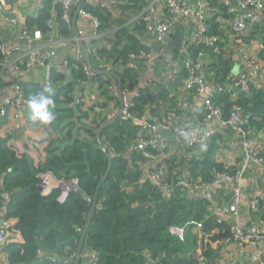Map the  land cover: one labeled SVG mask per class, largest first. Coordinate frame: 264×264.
Here are the masks:
<instances>
[{
  "label": "trees",
  "instance_id": "1",
  "mask_svg": "<svg viewBox=\"0 0 264 264\" xmlns=\"http://www.w3.org/2000/svg\"><path fill=\"white\" fill-rule=\"evenodd\" d=\"M138 1L143 2L136 0L135 3ZM216 1L218 0H213L212 5ZM82 9L99 17L103 30L107 19L106 9L84 6ZM222 10L226 12V9ZM49 22L57 26L61 39L73 37L72 25L63 20L62 7L52 6L51 2H46L35 16H29L26 26L38 29L48 37ZM210 29L212 34L222 36L214 24ZM256 34L262 39L260 58L264 62V27L251 35ZM114 48L111 50L112 56L116 57L113 63L121 61L125 64L132 54L142 51L136 44L132 47ZM199 50L200 48L192 49V53ZM207 50L215 55L214 48ZM89 55L92 62L93 56L90 52ZM69 63L71 79H67L56 69L52 71V84L55 88H51V95L54 104H74L75 111L66 107L65 111L70 115L60 116L55 119L56 123H51L54 132L59 133L61 137L49 143L42 160L35 164L28 152L19 153L12 143V137L4 132V129H0V211L6 196L9 199L6 205V221L14 241L7 248L12 264H74L76 250L96 190L108 168V158L96 139V131L106 118L99 116L97 121L92 123L96 129L88 126L87 130L81 131L76 124L79 120L88 118V114L82 112L84 96L77 97L73 91L80 82L88 83L91 78L92 82L100 80L103 86L110 82L103 81L104 76L92 71L87 75L88 67L84 59L70 57ZM211 67L215 70L217 83L229 79L233 71L232 63L226 61ZM130 72L126 71L120 75L123 90L127 87L126 81ZM116 81L118 83V80ZM21 87L27 98L44 92L40 84L21 82ZM44 95L49 93L44 92ZM108 98L113 99L110 96ZM79 99L80 103L77 104ZM142 100L143 98L138 100V105ZM217 101L224 104V116L227 119L231 110L228 96L221 95ZM238 102L252 115L251 125H264V89L256 90L250 96L240 95ZM89 110L93 112V108L90 107ZM136 112H140L138 108ZM137 130L139 133V128H132L121 119L102 132V143L112 157V169L100 189L83 255L87 251H94L97 254L96 264H198L197 252L201 249L210 264L232 237L231 224L214 214L209 200L183 194L176 186L183 173L176 170L177 165L171 167L168 161L159 165L167 166L168 176L165 180L175 188L176 193L172 199L166 198L164 193L153 185L149 174H144L142 165L149 163L144 151L134 149L135 142L127 145L128 138H134ZM80 132L92 137L93 144L79 140ZM137 138L138 134L136 140ZM202 155L203 160L191 158L190 166L187 167L194 178L198 175L196 171L202 173L204 180L212 179L216 173L237 171L236 169L232 172V169L215 162L210 151ZM43 175H51L56 182L66 184L76 180L78 187L71 190L65 199L62 198L63 190L60 188L44 195L39 186L42 182L40 176ZM126 186L133 188L127 190ZM173 226L185 229V242H190L189 254H185L183 249L185 243L169 232V228ZM197 229L203 235L200 244L199 238L193 235ZM53 254L64 257L65 262H52L47 256ZM73 255L75 258L70 261ZM81 264H84L83 258Z\"/></svg>",
  "mask_w": 264,
  "mask_h": 264
},
{
  "label": "built area",
  "instance_id": "2",
  "mask_svg": "<svg viewBox=\"0 0 264 264\" xmlns=\"http://www.w3.org/2000/svg\"><path fill=\"white\" fill-rule=\"evenodd\" d=\"M40 9L46 2H51L52 6L60 5L63 9V20L66 24L72 25L71 12L73 9V0H39ZM222 9H226L227 15L231 19L229 21L230 30L238 39L237 50L239 63V73L230 75V78L219 83L214 82L212 78L216 76L215 70L211 67L212 63L208 59L205 61L206 54L202 50L214 48V52H220V46L225 44L224 38L212 34L210 27V12L212 10L213 0H196L195 5L191 6L186 0H145L147 7L139 16V22H142L146 28L147 35L156 43L160 52L166 53L168 45L174 41L173 31L176 26L186 28L187 35L194 39V46L200 48L197 54L186 52L183 59V68L186 71V80L184 82L185 90L190 100H198L203 96L202 121L197 123L190 117L183 118L181 124H178L179 118L171 121L154 122L150 118L139 115L136 112L138 108V100L142 98V90L138 87H125L123 90L124 108L123 118L135 128H139L138 138L135 142L134 149L144 151V155L156 164L159 158L169 151V144L163 133L169 132L175 134L177 146L179 150L190 153H207L211 150L213 140L218 133L219 126L229 125L237 138L239 146L242 150V157L235 173H216L210 180L192 177L188 169L182 168V176L178 179L177 187L180 191L189 197H201L210 200L213 195L223 186L230 187L231 201L228 204H222L219 208L221 220L225 217L237 219L239 217V207L242 202L244 177L253 168H259L264 171V154L263 150L256 145L251 139L249 128L251 127L252 115L245 111L244 107L239 104V96H250L256 90H260L264 86V63H262L255 54L248 49V37L253 32H258L264 27V0H218ZM10 0H0V21L3 25H8L23 42L28 45L27 49L13 47L0 39V58L2 71L12 70L16 72L18 78L22 74L33 70H45V82L40 85L41 88H55L52 84V71H57L70 75L69 59L58 66L55 63L56 52L52 49V45L56 44L52 38L54 31L53 22H49L50 33L45 37L38 29H30L26 24H22L18 17L10 10ZM84 7L105 9L106 6L101 0H86ZM79 18L81 21H90L93 28V38L99 37L102 31V21L99 17L85 9L80 11ZM83 39V33L78 32ZM257 37H259L256 34ZM75 47L74 56L79 60L84 57L82 48L79 45V38L76 36L71 39ZM153 56L148 50H142L138 54H132L129 61L123 64L108 63L107 60L102 61L99 71H112L119 76L126 71L136 70L141 61L152 60ZM87 64V63H86ZM86 74H90V68ZM211 68V69H210ZM98 70V69H97ZM132 72V71H131ZM108 78V77H106ZM110 79V78H108ZM107 82V80H106ZM113 84L107 86V94L114 97ZM115 89L118 91V87ZM221 95L228 96V103L231 110L228 118L224 116V104L218 103ZM96 116L105 114V108L102 107L101 100L97 95H92L89 99ZM28 98L21 87V81L16 82L14 93L9 94L0 103V124L8 117L10 108L14 104H26ZM80 99L77 100V104ZM188 99L181 100L179 107L189 106ZM107 120V118H106ZM203 127H202V126ZM201 127L202 133L199 136H192L191 129ZM148 149L154 151L149 152ZM168 168L165 164L157 165L149 172V178L153 185L164 193L168 199H172L176 193L175 188L166 182ZM178 173V172H177ZM49 177L53 178L51 175ZM54 179V178H53ZM55 180V179H54ZM56 181V180H55ZM65 185L62 198L65 199L68 193L78 187V181L71 184L58 182ZM9 199L4 201V206L0 211V264H12L9 260V252L7 248L14 243L13 237L8 230L6 221L7 208ZM91 202V200H89ZM253 211L262 209L264 211V197L255 200L251 204ZM228 221V220H226ZM169 232L178 240L185 241V229L181 226H173L169 228ZM232 237L229 243H234L242 251L252 250V259L257 264H264V226L245 227L241 223L231 224ZM75 256L70 257L73 261ZM84 264H96L97 254L94 251H87L83 256ZM198 264H209L208 259L204 256L201 249L197 252Z\"/></svg>",
  "mask_w": 264,
  "mask_h": 264
},
{
  "label": "crops",
  "instance_id": "3",
  "mask_svg": "<svg viewBox=\"0 0 264 264\" xmlns=\"http://www.w3.org/2000/svg\"><path fill=\"white\" fill-rule=\"evenodd\" d=\"M101 1L106 6L107 19H105L106 25L99 34V37L93 38V28L90 21H81L79 17L77 19V30L78 32L80 31L83 33L84 43L93 56L91 57L92 63L96 62L98 64L101 60H107L108 63L112 60L114 61L116 58L115 56H112V54L111 56L107 55V51L111 52L114 47L126 48L132 47L136 44L142 50H148L153 56V59L141 61L136 70H131L132 72L129 73V78L126 81L127 86H135L142 90L143 100L139 102L138 110L140 112L138 113H141L157 123L162 121H171V123H173L175 119L179 118L177 123L181 124L183 118L190 116L191 119L200 123L203 114L201 111L203 106V96H200L198 100L195 101L190 100L184 87L187 73L183 68V59L186 57L185 55L188 51L190 54H197L196 52L192 53V49H195L196 47L194 46V39L187 35L188 30L180 25L176 26L173 31L174 41L168 45V51L162 54L156 43L147 35L145 26L137 21L147 7L145 0L136 3V0H132L131 2L129 0ZM186 1L191 6L195 5L196 2V0ZM73 2L74 4L71 12L72 19L81 0H73ZM9 3L10 10L24 25L29 16H35L40 10L39 0H10ZM210 17V26L212 27L213 24L217 26L218 31L222 34L221 37L224 38L226 43L220 46V52H214L215 55L204 47L202 50H204L206 54L205 61L208 63L209 59L212 63L211 65L217 64L218 66L222 62H230L233 66L232 70H234L236 64L239 63L237 50L238 39L231 32L229 24L231 19H229L227 13L221 9L219 1H216L214 5H212ZM118 22L119 24H117ZM53 27L55 33H53L52 38L56 44L52 46V49L57 54L55 63L58 66H62L68 58L74 56L76 45L71 42V39L74 38L76 34L73 30V37L61 39L57 26L54 25V23ZM0 39L13 47H19L21 49L28 48V45L21 40L18 33L8 25L1 24V21ZM247 45L249 51L255 54L258 60L262 62L260 58L263 49L262 39L256 35L250 34ZM83 58L86 61L85 56ZM64 75L67 79L72 78V76L67 74ZM20 77L21 78H18L16 72L12 70L2 71V69H0V103L3 102L4 98L9 94L14 93V87H16L17 81L32 85H41L44 83L46 71L37 69L25 74L23 73ZM106 77H109L111 81ZM106 80L107 82H110V84L111 82L116 81L110 76H104L103 81ZM212 80L215 82L216 78L214 77ZM108 85L109 84L107 83V86ZM107 86L101 85L100 80H94L92 82L91 78L88 80V83L85 81L80 82L78 87L76 86L74 89L73 94H76L77 97L83 95L85 104L89 109L90 106L92 107L89 99L92 95H97L101 100L102 106L107 110L106 116L108 117L106 118L108 119L115 114L116 109H114L115 98H108V90H105L107 89ZM263 89L264 86L260 90ZM184 99H188L192 104L179 107V102ZM29 100L30 98H28V101ZM27 107L28 103L14 104V106L10 108L8 117L1 124H7L4 132L6 131V133L12 137V143L16 150L21 154L23 152H28L30 155L32 152V146L28 142L32 134L28 130L30 124L26 117ZM249 132L251 139L254 140L256 145L263 150L264 154V125H251ZM135 133L136 136L134 138H128L129 141L127 145L130 146L136 142L138 130L135 131ZM190 133L192 136H199L202 133V129L201 127H195L191 129ZM163 135L169 144V151L162 155L156 164L149 162L142 165L145 175L149 174L154 166L157 167V165L159 166V164L164 161H168V164L173 168L175 165L179 166V168L176 169L178 170L182 168L188 169L191 158L195 157L203 160L204 155L198 152L194 154L179 150L177 139L173 132H164ZM210 153L215 162L223 164L227 169H232V172L237 169L242 157V150L233 129L229 125L224 124L223 126H219L215 141L213 140L212 142ZM44 156L45 154L42 158ZM31 158L34 160L35 164L40 160H35L36 158L34 157ZM195 173L198 174L196 175L197 179H203V175L200 171H196ZM45 177L46 175L40 176L42 182L39 185L44 195L59 188V186H47L48 180ZM183 179L186 180L185 175L183 176ZM242 186L243 192L242 202L239 207V217L237 219L225 217V220H228L230 224L241 223L245 227H263L264 211L262 209L259 211H253L251 209V204L255 200L264 197V171L257 167L253 168L244 177ZM132 188V186H126L127 190H131ZM6 199L8 198L5 196L4 201ZM209 201L211 203V210L221 218L219 213L220 206L222 204H228L231 201L230 187H221ZM194 235L199 238L200 244L203 235L199 232V229L194 232ZM252 254V250L242 251L236 244L227 242L224 249L210 261V264H257L253 261ZM39 257L40 261H42V254H40ZM47 258L56 263H64L66 260L64 257L55 254L47 256Z\"/></svg>",
  "mask_w": 264,
  "mask_h": 264
},
{
  "label": "rangeland",
  "instance_id": "4",
  "mask_svg": "<svg viewBox=\"0 0 264 264\" xmlns=\"http://www.w3.org/2000/svg\"><path fill=\"white\" fill-rule=\"evenodd\" d=\"M68 25L71 26V24H68ZM53 45H55V44H53ZM107 55L108 56H111V52L107 51ZM56 56H57V54H56ZM82 59H84V58H82ZM102 61L103 60L99 61L98 64L96 62L95 63H92L91 62V63L93 64L94 68L98 69V71H99V67L102 65ZM110 63L111 64H114L113 63V60ZM69 76H71V75H69ZM110 81H111V79H110ZM111 83L113 84V86H112L113 89H114L113 90V94L115 95L113 98H115V106H114V109H116L115 110L116 111L115 114H116L117 111L119 110L120 106H119V101L117 99L118 98V95H119V88H118V91H117L115 89V87L116 86L119 87V84L116 81H113ZM105 90H107V89H105ZM29 98L31 99V97H29ZM83 104H84V106H83L82 112L87 113L88 114V116H87L88 118L83 119V120H79V123L76 124V126L79 129L81 128V131L87 130L89 128L88 126L92 127L93 129H96L95 125L92 124V123H94L95 121H97V119H98L99 116H96V114H94V112L90 111L89 110V107L86 106L85 103H83ZM66 107L67 108H70L71 107V111H73V112L75 111V110H73L74 104H70L68 106H64L63 103L62 104L55 103L54 105L50 106V111H52V113L55 116V119H57L60 116H64L65 117V116L70 115L68 112L65 111V108ZM106 111L107 110L105 109V114L102 115L104 118L108 117V116H106L107 115L106 114L107 113ZM26 113L25 114H26V117H27V121L30 124V127H29L28 130L32 134V136L30 137L29 142H28L32 146V152H31L30 156L36 158L35 160H37V159L42 160L41 158L46 153L45 152V149L47 148V146L49 145V143L52 142V141H55L56 139L60 138L61 136H60L59 133L54 132L53 127H52L53 125H51V124L45 125V124L41 123L40 121H33V120H31V118H30L31 110H30L29 106L26 109ZM139 115H142V114L139 113ZM55 119L52 122L53 124L57 122ZM6 127H7V124H1L0 125V129H5ZM72 127H74V126H72ZM64 134H66V133L64 132ZM79 138H80L79 140L82 139V141L84 140V141L89 142L90 144H93L92 137L88 136L85 132H80V137ZM177 168H179V166H177ZM45 178L48 180L47 186H49V185H51L53 187L59 186V188L61 190H64L65 185H62L61 183L56 182L53 178H51L49 176H46ZM186 228H187V226H186ZM193 235H194V233H193ZM185 241H182V242L185 243L183 249L185 251V254H189L188 252H189V249H190V242H188V241L185 242Z\"/></svg>",
  "mask_w": 264,
  "mask_h": 264
},
{
  "label": "water",
  "instance_id": "5",
  "mask_svg": "<svg viewBox=\"0 0 264 264\" xmlns=\"http://www.w3.org/2000/svg\"><path fill=\"white\" fill-rule=\"evenodd\" d=\"M85 1L86 0H81L80 4H79V6H78V8H77V10L75 12V15H74V17L72 19V27H73V30H74V32L76 34V37L79 38V45L82 48V51H83L84 56L86 58V63L89 66L90 70L92 72L96 73V74L101 75V76H103V75L104 76H110V77H113L116 80H118L120 108H119V110L117 111L116 114H114L112 117H110L107 120H105L104 122H102L100 124L98 130L96 131L97 143H98L100 149L106 154V156L108 158V168H107V170L105 172V175L100 180V183H99L98 188L96 190V193H95V196H94V200L92 202L90 211L88 213L87 221H86L85 227L83 229V232H82V235H81V238H80L77 250H76V258H75L74 264H81L83 251H84V246H85V241H86V236H87V232L89 230V227H90V225H91V223L93 221V218L95 216L96 207H97V204H98L99 192H100V189H101L103 183L107 180V178H108V176L110 174V171L112 169V157L108 153L106 148L104 147V145L102 143V140H101V135H102V132L105 129L115 125L118 120H121L123 118V108H124V96H123V88H122V84H121V81H120V76L117 73L112 72V71H98V70H96L94 68V66L92 65L91 61H90L89 51H88V49H87V47H86V45L84 43V40L78 34L77 19L79 17L80 11L82 10V8L84 6ZM239 68H240V66L238 64H236V66H235V68L233 70V73L234 74H238L239 73ZM75 189H77V188H75Z\"/></svg>",
  "mask_w": 264,
  "mask_h": 264
},
{
  "label": "clouds",
  "instance_id": "6",
  "mask_svg": "<svg viewBox=\"0 0 264 264\" xmlns=\"http://www.w3.org/2000/svg\"><path fill=\"white\" fill-rule=\"evenodd\" d=\"M51 89L45 88L44 92H48L49 95H44V92H40L34 95L29 101L28 106L31 110L30 118L33 121H40L47 125L51 124L55 119L54 114L50 111V106L54 104V100L51 95Z\"/></svg>",
  "mask_w": 264,
  "mask_h": 264
}]
</instances>
